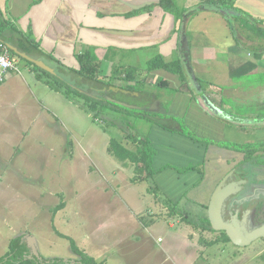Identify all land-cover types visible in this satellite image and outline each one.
I'll list each match as a JSON object with an SVG mask.
<instances>
[{"label":"rangeland","instance_id":"374dc122","mask_svg":"<svg viewBox=\"0 0 264 264\" xmlns=\"http://www.w3.org/2000/svg\"><path fill=\"white\" fill-rule=\"evenodd\" d=\"M256 23L259 25L260 19L250 20V27L246 19L243 24L258 37L260 26ZM10 28L12 23L8 25ZM258 39L264 40V37ZM250 47L251 51L247 49L249 54L258 53L257 44ZM13 55L19 68V72L15 70V77L20 83L12 91V101L0 114L3 120L0 136L5 132L7 138L13 136L8 143L7 138L0 139V256L9 250L13 237L32 235L44 257L78 258L72 251L70 237L91 256L98 246L107 258L105 264H150L148 259L155 247L159 250L153 261L159 263L165 254L156 239L147 233L145 225L163 221L158 243L174 245L171 252L180 260L188 259V252L193 254L185 245L187 239H192L194 243L206 246L204 250H198L199 258L221 261L222 264H264V237L239 246L228 240L223 231L210 228L206 220L212 193L222 179L229 176L227 182L234 185L239 182V190L230 195L227 204L236 201L245 229L251 230L264 223V194L252 195L254 188L264 187V170H253L252 167L246 170L243 162L249 159L245 160V154L240 158L242 152L238 149L218 143L212 145V136L203 137L208 140L204 142L208 143L209 149L202 164L201 179L194 182L197 184L190 185L194 176L188 172L192 170L189 168L173 171L166 166L164 170L156 171V177H149L142 162L119 158L111 148L116 140L126 148L140 152V139L149 134L151 120L160 116L156 114L158 107L144 102L145 99L143 104L137 105V92L124 98L118 90L104 92L97 89L101 86L95 83L94 89L89 88L87 92L84 87L80 92L89 95L92 101L106 97L105 102L110 106L121 108L128 104L129 107L125 109L127 112L105 107L96 120L74 102L67 104L65 94L51 90L48 80H54L53 75L15 52ZM143 58L144 55L140 65L145 64ZM136 60L138 62L139 58ZM103 71L107 72L106 65ZM34 72L41 73L43 81H38ZM119 72L120 68L117 74ZM143 75L146 78L147 73ZM60 77L65 79L61 81L64 89L76 90L71 73ZM250 80L255 86L252 99L234 106L238 115L254 116V123L244 129L240 124L229 122L222 138L246 145L244 150L252 147L256 155H261L264 150L259 148L264 143V70L252 75ZM71 95L85 102L75 92ZM236 100L237 97L233 103ZM160 103V108L165 106L170 110L171 101L164 99ZM179 108L180 105H176V109ZM171 118L187 133L200 132L192 129L193 122L189 121L190 126L183 118ZM219 136H213V139L218 140ZM238 158L240 163L235 164L234 160ZM257 165L262 166V163L257 162ZM257 171L260 178L254 180ZM182 181L188 184L183 193ZM59 205L61 209L56 210ZM136 207L139 208L133 210ZM125 213L131 215L125 218ZM124 227H128L126 233L121 232Z\"/></svg>","mask_w":264,"mask_h":264},{"label":"crops","instance_id":"0c3cea01","mask_svg":"<svg viewBox=\"0 0 264 264\" xmlns=\"http://www.w3.org/2000/svg\"><path fill=\"white\" fill-rule=\"evenodd\" d=\"M174 2L175 9L168 11L160 5V0H0V9L17 30L14 42L25 37L33 39L36 44L31 45L30 53L54 69L52 74L55 79L63 82L65 79L60 75L71 73L76 81L74 89H82V92L84 87L87 92L89 88L94 89V80L85 79L76 73L80 68L77 54L90 52L99 60L100 74L102 71L101 75L105 79L113 78L114 85L126 90L130 89L122 85L137 88L130 92L118 90L120 96L124 95L126 98L137 92V105L143 104L145 99L144 102L158 107L156 114L160 116L151 120L148 134L150 145L154 149L152 167L155 171H161L170 166V170L178 171L186 170L192 165L189 168L192 170L188 171L194 176L190 183L192 185L201 179L208 143L184 134L176 120L171 117H180L188 123H195L194 126L189 124L192 129L200 131L196 132L199 137L212 136V145L217 144L216 142L232 143L230 138V141L222 138L224 128L229 122L240 124L244 129L254 123V116L238 115L235 106L252 99L255 86L250 77L264 70V40L258 39L262 35L255 36L243 24L245 19H260L259 26L264 28V0H231L228 4L230 9L220 7L216 0ZM256 44L258 53L249 54L247 49L251 51L250 45ZM143 55L146 61L144 65H140ZM158 55L165 61H182L185 77L181 79L178 74L165 69L148 72L145 68L147 61ZM105 65L106 73L103 71ZM116 65L120 68L119 74H114ZM128 68H134L138 81L122 78ZM60 69L62 73L59 72ZM123 71L125 72L120 76ZM145 72L146 78L143 75ZM16 74L15 70H11L0 86V114L12 101V91L19 86L20 81L16 80ZM34 75L38 81H43L41 73L34 72ZM144 78L145 82L140 81ZM100 86L97 89L112 91L111 87ZM51 90L62 93L57 88L52 87ZM236 97V103H233ZM66 98L67 104L74 102L75 106H79L73 99ZM164 99L172 102L170 110L165 106L160 108V100ZM176 105L181 108L176 109ZM3 118L6 119L7 116ZM0 130H3L1 117ZM7 135L6 132L3 133L0 139L7 138ZM217 135L220 138L213 139ZM12 137H8L6 143ZM241 154L240 158L244 153ZM261 155H257L259 163L258 158ZM240 158L235 159L234 163H240ZM255 159L243 162L246 170L255 165ZM157 175L156 172L153 174L154 177ZM182 184L183 193L188 184L183 181ZM160 187L164 189L163 185ZM137 208L139 207L133 210ZM136 214L132 213L134 216ZM130 215L125 213L124 217L128 218ZM162 224L163 221H157L145 225L147 233L156 239V244L165 254L159 263L153 261L159 250L155 247L148 259L150 264H222L221 261L212 262L207 258H199L198 252L206 248L205 244L202 246L186 238L185 245L190 247L193 254L188 252L186 260L176 258L171 252L174 245L158 243L161 240L159 234L162 233ZM170 225L174 226V223L171 222ZM127 230L128 227H124L121 232L126 233ZM97 248L98 246L93 256L105 264L107 258Z\"/></svg>","mask_w":264,"mask_h":264},{"label":"trees","instance_id":"16d2710c","mask_svg":"<svg viewBox=\"0 0 264 264\" xmlns=\"http://www.w3.org/2000/svg\"><path fill=\"white\" fill-rule=\"evenodd\" d=\"M218 2L219 6L222 8H229L231 0H216ZM160 5L168 10V11H173L175 9V2L174 0H160ZM250 20L248 19V26L250 27ZM261 22V20H260ZM11 23V21L5 17V14H3L2 10L0 9V37L4 38V40L8 41L10 44H13L18 50L21 52L26 53L29 56L33 55L30 53L31 50V45L35 46L36 42L33 39H30L29 37H25L22 40H19L18 42H14L15 40V32L17 31L15 27L12 24V28L8 29V25ZM257 24V23H256ZM258 25V24H257ZM259 26V25H258ZM9 33H8V32ZM258 34L262 35L264 37V28L260 27L257 28ZM8 33V35H7ZM5 41V42H6ZM7 43V42H6ZM16 43V44H15ZM14 52V51H13ZM20 56V55H19ZM22 57V56H20ZM24 58V57H22ZM77 58L80 64V68L76 70V73L80 76H82L85 79L88 80H94L96 83H99L101 85H105L106 87L110 86H116L114 85V82L112 81L113 78L111 79H105L102 75H100V62L96 58H94L90 52H83V53H78ZM27 60V59H26ZM29 61V60H27ZM31 64H34L33 62L29 61ZM34 66L44 70L46 73L49 75H53L49 71H46L45 69L37 66L34 64ZM146 70L149 72L151 70H157V69H165L167 71H171L173 73H176L180 76L181 79L185 77L184 74V68H183V63L180 60H172V61H165V59L161 56H155L151 58L150 60L147 61L146 65ZM130 69V68H128ZM127 69V70H128ZM126 70L125 75H123L122 78H125L127 80H133L138 81L136 79V75H134L136 72L135 70ZM118 72V66L115 68V73ZM54 76V75H53ZM145 82V78L140 80ZM139 81V82H140ZM50 85L53 88L59 89L62 93H64L67 97L73 99L82 109L86 110L94 118H98L99 114L101 111L106 107H111L112 110L114 111H126L125 109L129 108L127 105H122L121 108L117 106H110L111 104H108L105 102L106 97H104L102 100H94L92 101L91 97L85 93H82L80 91L76 90H66L63 88V85H61V81L55 79L52 81H49ZM125 88H128L132 91H135L137 88L134 86L130 85H122ZM130 86V87H129ZM74 89V88H73ZM71 92H75V94L80 95L85 99V102H81L79 99L77 100L71 95ZM112 92V91H111ZM127 112V111H126ZM144 115V114H142ZM148 117L147 115H144ZM182 132L192 138L201 140V141H208L204 140L203 137L197 136L193 132L187 133L185 129H181ZM212 142V140H209ZM140 143L142 145V148L140 149V152H134L128 148H126L124 145L119 143L118 141L114 140L112 143V150L113 153L122 159H130L132 161H140L143 163V168L147 171V175L151 177L156 171L152 167V162H151V154L154 152V149L150 145V139L149 135L145 136L144 138L140 139ZM218 144H223L225 146H229L234 149H238L239 151L243 152L245 156V160L250 159L253 155L252 147L244 150V146L246 145H238L235 143H221V142H216ZM260 149L264 148V143H261L259 146ZM241 149V150H240ZM244 160V159H243ZM258 160L260 163L263 162L262 157H259ZM193 166H189L188 168H192ZM61 209V206L59 205L56 210ZM207 224L211 228V223L209 218H206ZM223 233L226 235L227 239L230 240L228 235L223 231ZM61 236L68 237L62 233L59 232ZM71 246H72V251L78 255V258L76 259H64L63 257H44L40 253L38 255H35L31 248L28 246L26 238L24 235H18L16 237H13L12 240L10 241L9 244V250L4 254L0 256V264H103V261H97L93 256L89 255L87 252L83 251L80 249L74 240L70 237H68ZM39 252V250H38Z\"/></svg>","mask_w":264,"mask_h":264},{"label":"water","instance_id":"95a60500","mask_svg":"<svg viewBox=\"0 0 264 264\" xmlns=\"http://www.w3.org/2000/svg\"><path fill=\"white\" fill-rule=\"evenodd\" d=\"M8 47L14 51L16 54L24 57L25 59L33 62L37 66L45 69L49 72H54V69L48 66L44 61L36 59L32 56L27 55L24 52L18 50L14 45L7 43ZM112 90H119L130 92L119 86H110ZM229 176H226L218 184L214 192L212 193L210 203L208 206V218L211 223V227L215 230L224 231L230 240L239 246H246L254 242L255 240L264 237V223L251 229L246 230L243 224V220L240 218L238 213H233L234 218H226L224 216V208L226 206V201L231 194L237 193L239 190L238 184L236 182H227ZM28 246L31 248L35 255H38V247L35 238L32 235L25 236Z\"/></svg>","mask_w":264,"mask_h":264},{"label":"built area","instance_id":"2783aa9c","mask_svg":"<svg viewBox=\"0 0 264 264\" xmlns=\"http://www.w3.org/2000/svg\"><path fill=\"white\" fill-rule=\"evenodd\" d=\"M16 64V59L12 50L8 47L7 43L0 38V86L7 79L11 70H17L19 72V68Z\"/></svg>","mask_w":264,"mask_h":264},{"label":"flooded vegetation","instance_id":"af4514ba","mask_svg":"<svg viewBox=\"0 0 264 264\" xmlns=\"http://www.w3.org/2000/svg\"><path fill=\"white\" fill-rule=\"evenodd\" d=\"M16 54V53H15ZM17 55V54H16ZM263 155H264V152H263V154L261 155V157H263ZM252 158H256L255 159V165L252 167V169L253 170H256L257 168H259V170L260 171H262V170H264V161L262 162V166H258L257 165V155H256V152L254 151L253 152V155H252V157L250 158V159H252ZM259 163V162H258ZM258 170V171H259ZM257 171V173H255V175H254V180H256V178H260L259 176H258V173L260 172H258ZM251 173V172H250ZM246 177H248V178H250V176L249 175H246ZM259 192H261L262 194H264V187L263 188H260V190H258L257 188H254L253 189V193H252V195H257V194H259ZM255 197H253V199H254ZM254 200H256V199H254ZM228 203V201H226V206H225V208H224V216L226 217V218H234V214L233 213H240V212H238V210H237V208H238V206H237V204H236V201L234 200V201H231L230 202V204L228 205L227 204ZM240 204V203H239ZM237 210V211H236Z\"/></svg>","mask_w":264,"mask_h":264}]
</instances>
